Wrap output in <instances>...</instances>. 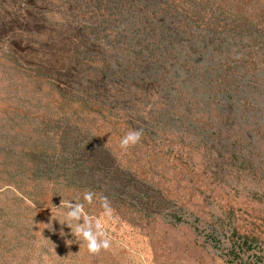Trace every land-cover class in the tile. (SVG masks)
I'll use <instances>...</instances> for the list:
<instances>
[{
  "label": "rangeland",
  "instance_id": "374dc122",
  "mask_svg": "<svg viewBox=\"0 0 264 264\" xmlns=\"http://www.w3.org/2000/svg\"><path fill=\"white\" fill-rule=\"evenodd\" d=\"M105 2L0 0V264H264V0H150L158 42Z\"/></svg>",
  "mask_w": 264,
  "mask_h": 264
},
{
  "label": "clouds",
  "instance_id": "9594fccd",
  "mask_svg": "<svg viewBox=\"0 0 264 264\" xmlns=\"http://www.w3.org/2000/svg\"><path fill=\"white\" fill-rule=\"evenodd\" d=\"M142 135L141 129L128 131L119 140L120 149L127 151L130 147L135 146L140 142ZM96 198L93 191L87 190L83 194L82 202L75 201L73 204L71 201L74 200H62L60 206L55 207L63 212V224L71 230V235L82 240L90 254H97L110 246V241L100 219L85 211V205H91ZM98 199L104 215L110 216L112 208L107 197H99Z\"/></svg>",
  "mask_w": 264,
  "mask_h": 264
},
{
  "label": "trees",
  "instance_id": "16d2710c",
  "mask_svg": "<svg viewBox=\"0 0 264 264\" xmlns=\"http://www.w3.org/2000/svg\"><path fill=\"white\" fill-rule=\"evenodd\" d=\"M102 13L103 14L99 16V19L103 17V21L100 20L103 22L102 24H100L102 27L106 21H111V19L106 20L107 14H112L114 16L112 20L119 21L121 24L124 25L123 30L127 32L129 31L126 35L128 39H132V36L134 37L135 35L139 34V36H137L136 38H139L140 40L141 33L139 31H141L143 32L142 40L144 39V40L158 42L157 38H160L158 37V34L155 33V31L153 32H150V31H151V28L156 26V24H159V26L157 27L164 29L165 18L163 16L165 15L164 13H166V10L163 4H155V3L150 2V0H106L105 7L102 10ZM88 28H89L88 30L90 31L91 27H88ZM100 34H97V35H100ZM27 47L32 49L29 46ZM28 51H29L28 52L29 54L33 55V50H28ZM32 55H30L31 57L29 58L36 59V58H33ZM94 74H97V79L105 78L104 73L101 71L94 73ZM110 79L111 78L108 79V82L110 81ZM97 83L95 82L94 86H96ZM115 87L116 85H114V87L110 86L112 95H110L109 102L110 101L114 102L113 100H116L117 99L116 97H119V98H122V96L127 97V94L121 95L119 91H115ZM142 90L143 89H141V92L145 93L144 90L143 91ZM254 241L255 240L251 242H254ZM248 243L249 241H245L243 246H247Z\"/></svg>",
  "mask_w": 264,
  "mask_h": 264
}]
</instances>
